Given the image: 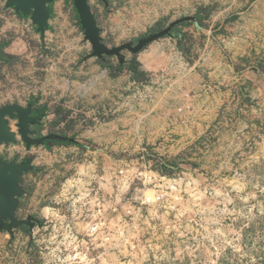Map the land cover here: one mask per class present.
Wrapping results in <instances>:
<instances>
[{
	"label": "rangeland",
	"instance_id": "374dc122",
	"mask_svg": "<svg viewBox=\"0 0 264 264\" xmlns=\"http://www.w3.org/2000/svg\"><path fill=\"white\" fill-rule=\"evenodd\" d=\"M10 1L0 169L22 170L0 264H264V0H87L100 51L75 0L43 33ZM123 170L178 181L176 210ZM99 193L126 245L87 232Z\"/></svg>",
	"mask_w": 264,
	"mask_h": 264
},
{
	"label": "built area",
	"instance_id": "2783aa9c",
	"mask_svg": "<svg viewBox=\"0 0 264 264\" xmlns=\"http://www.w3.org/2000/svg\"><path fill=\"white\" fill-rule=\"evenodd\" d=\"M120 173L122 176L121 183L126 182L127 184L130 181H134V179L142 181L144 185L143 190L141 191L142 192V198H141L142 206L149 207V209L159 208V209L164 210V208H166L167 211L169 209L176 210V204L179 203V197L178 196L177 198L175 197V194H177L178 192V188H176L179 186L178 181L168 180L167 177H162L159 174L156 175L158 177H155V176L151 177V176H146L144 173H140V175L142 176V178H140L139 176H136L135 174L131 175L130 172L128 174V172L125 170L121 171ZM159 177L161 179H159ZM151 178H155V180L150 185L149 181L151 180ZM150 186L154 187L156 190V195L154 197V200H151L148 197V194L146 193L147 188ZM170 193L172 194V196L170 195ZM101 198H102L101 194L99 193V201H97V207L93 210L92 222L88 225L87 232H89V235L92 238L95 236H97V238L100 237V239L104 241L102 245H105V247H108V245H116V243L111 241L110 236L113 233V230L110 229V226H111L110 221L106 219V210H105V206L103 205L104 200H102ZM140 213H142L141 210H140ZM131 215L133 214L131 213ZM137 216L138 215H136L135 217ZM130 219L134 220L135 218L134 219L130 218ZM106 231H109V235H104ZM128 233L129 232L126 230H120V232L117 233V235H119V239H118V243L116 246L126 245L125 241L128 238ZM116 246H112V247H116Z\"/></svg>",
	"mask_w": 264,
	"mask_h": 264
},
{
	"label": "water",
	"instance_id": "95a60500",
	"mask_svg": "<svg viewBox=\"0 0 264 264\" xmlns=\"http://www.w3.org/2000/svg\"><path fill=\"white\" fill-rule=\"evenodd\" d=\"M53 0H11L8 4L10 6H16L17 10H21L23 13H28L29 9L33 10L32 21L39 25L41 32H44V27L46 25V21L48 18V12L46 9V4ZM76 9H78L84 26L86 27L87 37L93 42L97 51H100L101 48L96 42V27L95 22L87 3V0H75ZM164 34V33H163ZM162 34V35H163ZM21 121L23 117L21 116ZM26 131V130H25ZM26 132H23L24 136ZM10 140L9 135L3 128V125L0 123V143L8 142ZM14 170L20 172L21 168H2L0 169V215L6 214L12 221L13 218L11 216V202L10 199V191H14L15 188L13 184L17 181V177L13 174Z\"/></svg>",
	"mask_w": 264,
	"mask_h": 264
},
{
	"label": "bare ground",
	"instance_id": "6f19581e",
	"mask_svg": "<svg viewBox=\"0 0 264 264\" xmlns=\"http://www.w3.org/2000/svg\"><path fill=\"white\" fill-rule=\"evenodd\" d=\"M151 176V175H150ZM151 177H154V176H151ZM155 177H158V176H155ZM159 179H161L159 177ZM155 178H151V180L149 181V184L151 185L153 182H154ZM160 183V181H159ZM150 190V191H149ZM153 190V191H152ZM155 192V194H154ZM146 193L148 194V197L151 199V200H154V197L156 195V190L154 187H148L147 190H146ZM170 195L172 196V194L170 193ZM177 196H179V193L175 194V197L177 198ZM114 222V221H113ZM133 236V235H132Z\"/></svg>",
	"mask_w": 264,
	"mask_h": 264
},
{
	"label": "trees",
	"instance_id": "16d2710c",
	"mask_svg": "<svg viewBox=\"0 0 264 264\" xmlns=\"http://www.w3.org/2000/svg\"><path fill=\"white\" fill-rule=\"evenodd\" d=\"M37 111H38V116H42V114L44 113L43 109L40 110L39 108H37Z\"/></svg>",
	"mask_w": 264,
	"mask_h": 264
}]
</instances>
